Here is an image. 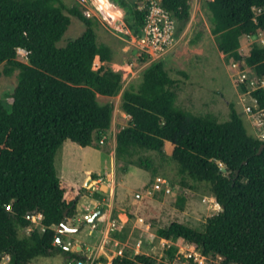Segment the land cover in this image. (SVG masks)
I'll use <instances>...</instances> for the list:
<instances>
[{
  "label": "trees",
  "instance_id": "trees-1",
  "mask_svg": "<svg viewBox=\"0 0 264 264\" xmlns=\"http://www.w3.org/2000/svg\"><path fill=\"white\" fill-rule=\"evenodd\" d=\"M191 1L159 0L177 23L190 19ZM208 6L218 49L228 59L244 61L264 81V47L253 46L247 56L240 52L243 36L264 31V0H210ZM65 8L63 0H0V66L5 65L6 74L19 70L10 109L0 102V261L9 256L10 264H34L37 257L60 253L87 260L55 244L54 226L76 216L79 201L90 195L87 186L98 177L93 174L86 186L74 184L58 175L55 157L67 140L99 148L95 140L111 127L114 109L97 95H117L123 76L104 64L94 68L96 57L111 60V49L98 43L94 20L77 7L70 12L86 28L59 44L71 24ZM148 11L133 12L141 29ZM18 47L28 50V62L17 58ZM177 85L159 60L145 68L138 87L131 84L123 91L122 109L130 124L116 135V157L150 171L149 159L133 158L143 151L165 157L166 142H171L170 157L183 184L185 178L207 183L222 210L203 230L173 221L157 234L184 240L210 264H264V140L248 133L233 103L224 122L213 113L199 115L178 106ZM251 94L264 111V86ZM30 214H42L43 231ZM177 250H167L169 260L177 258ZM156 261L142 253L119 255L112 262Z\"/></svg>",
  "mask_w": 264,
  "mask_h": 264
},
{
  "label": "rangeland",
  "instance_id": "rangeland-1",
  "mask_svg": "<svg viewBox=\"0 0 264 264\" xmlns=\"http://www.w3.org/2000/svg\"><path fill=\"white\" fill-rule=\"evenodd\" d=\"M104 1H109L105 12L102 9ZM209 1H191L190 19L178 22L177 43L161 59L169 74L178 80L177 104L199 115L213 113L224 122L230 118V103H233L241 114L248 133L263 139L264 111L258 108L251 92L264 86V81L260 80L254 68L246 65L244 61L228 59L218 49L211 30L212 14L208 6ZM63 2L66 6L64 12L70 16L71 24L60 45H65L69 40L76 38L86 28L85 23L73 15L70 9L77 7L84 15L88 10L92 12L89 18L95 22L98 43H108L112 48L110 62L103 63L96 57L94 68L98 69L104 64L118 70L129 63L138 70L136 76L128 78L123 83L117 95L111 97L97 95L100 103H110L114 109L111 127L104 133L102 139L95 140L99 148L82 147L67 140L57 151L55 166L60 177L82 186H86L93 174L98 177L87 186L90 195H85L80 200V214L83 218L72 221L70 225L84 227L79 232L64 234L63 241L69 249H73V252H77L76 243L87 244L88 248L83 252L88 253L90 257L84 264H92L100 259L105 260L98 264H113L112 260L118 255L134 257L142 253L152 255L160 264H165L169 262L167 250L171 246L178 248L176 252L178 260L172 261V264L194 262L210 264L201 255L200 250L184 240H167L157 234L159 228L167 227L173 221L203 230L208 219L222 210L209 185L189 178H185L187 185L183 184L184 177L178 172L177 163L170 157L171 149L168 144L172 145L171 143L165 146V157H161L155 151H143L133 158L136 162L140 156L149 159L152 170L156 169L155 174L152 170H145L136 165H132L127 174L131 165L119 160L115 154L116 135L130 124V116L122 109V93L131 84L138 87L143 71L150 64L139 48L138 40L142 35V29L133 14L137 8H147L148 0H63ZM256 11L260 12L259 9ZM112 17L116 18L115 22ZM255 45L264 47V31H259L256 35L243 36L241 54L249 55ZM17 58L28 62L27 58L20 55H17ZM4 68L5 65L2 64L0 102L10 109L13 102L11 95L18 82L19 70L15 69L11 74H6ZM243 86L246 90H243ZM156 176L168 180L171 187L169 192L152 190ZM137 194L140 196H136ZM91 198L96 199L92 204ZM100 207L105 208L104 214L108 213L106 221L99 224L97 221L95 224L88 223L89 211L92 210L94 213ZM32 219L39 229H42L38 215ZM29 230L25 229L24 232L28 233ZM78 261L77 258L60 253L55 256L37 257L34 264H78Z\"/></svg>",
  "mask_w": 264,
  "mask_h": 264
},
{
  "label": "built area",
  "instance_id": "built-area-1",
  "mask_svg": "<svg viewBox=\"0 0 264 264\" xmlns=\"http://www.w3.org/2000/svg\"><path fill=\"white\" fill-rule=\"evenodd\" d=\"M148 10L149 11L146 15L145 25L142 27V35L138 40V45L140 50L146 55L148 62L151 63L153 61L161 60L172 48L175 47L177 43L178 23L173 14L166 10L160 4L159 0H148ZM85 15L91 17L92 12L86 10ZM112 19L114 22L116 21V18L112 17ZM17 53L18 55L28 59L27 49L18 47ZM136 68L137 67L134 68L131 64L127 63L122 67V69L114 70L122 73V81L124 83L128 78H132L138 74V70ZM262 140H264V133ZM152 190L169 192L171 187L166 178L162 176H156L154 183L152 184ZM148 192L150 193L151 191L148 190ZM136 196L139 197L140 194H137ZM7 207L10 209L11 205H8ZM39 215L41 216L42 214ZM177 260V258L175 260H169V262L165 264H172V261ZM84 262L85 261L79 260L78 264H84ZM155 264L160 263L156 261Z\"/></svg>",
  "mask_w": 264,
  "mask_h": 264
},
{
  "label": "crops",
  "instance_id": "crops-1",
  "mask_svg": "<svg viewBox=\"0 0 264 264\" xmlns=\"http://www.w3.org/2000/svg\"><path fill=\"white\" fill-rule=\"evenodd\" d=\"M247 36H249V35H247ZM103 44L109 46L110 49H112L110 44H108V43H103ZM111 56H112V55H111ZM99 58H100V57H99ZM107 62H110V61H107ZM103 63H105V62H103ZM168 143H171V142H166V146H167ZM171 144H172V143H171ZM168 146H170L171 153H172V150H173V148H174V145H173V144H172V145H169V144H168ZM171 153H170V154H171ZM132 167H133L132 165L129 166V169H128L127 174L130 172V168H132ZM127 174H126V175H127ZM93 201H96V199L91 198L90 203L92 204ZM92 214H93V212H92V210H90L89 213L87 214V217L90 216V215H92ZM107 216H108V213L106 212L105 214H103V216L99 217V218L97 219V224L106 221V217H107ZM38 218L40 219V223H41L42 215H41V216L38 215ZM80 218H83V217H82V215L80 214V201H79L78 206H77V214H76L75 218H69V220H68L67 223H68V225L70 226L72 221H74V220H78V219H80ZM78 222L80 223V221H78ZM34 224H35V223H34ZM35 226H38V225L35 224ZM54 227H55L57 230L59 229L58 226H54ZM40 230L43 231V230H44V227L42 226V229H40ZM86 248H88L87 244L76 243V245H75V249H76V251H77V252H81V254L83 253L82 255H84V256H86V257L88 256L87 259H89L90 255H89L88 253H87V254H86V253L84 254V252H83ZM71 251H73V249H71ZM120 254L122 255V251L120 252ZM118 256H119V255H118ZM92 259H93V258H92ZM112 261H113V260H112ZM9 262H10V257H9V256H5V257H3V259L0 261V264H10ZM34 262H35V260H34ZM112 263H113V262H112Z\"/></svg>",
  "mask_w": 264,
  "mask_h": 264
},
{
  "label": "water",
  "instance_id": "water-1",
  "mask_svg": "<svg viewBox=\"0 0 264 264\" xmlns=\"http://www.w3.org/2000/svg\"><path fill=\"white\" fill-rule=\"evenodd\" d=\"M104 212H105L104 207H100L99 209H97L92 215L88 216V223L95 224L98 217L103 215ZM29 218H33V216L30 214ZM68 220L69 218H66V220L61 224V227L57 230V234L55 237V244L59 247L66 248V249H69V247L66 245L65 241L62 240L63 235L79 232L84 227V225H81L78 227H71L67 223Z\"/></svg>",
  "mask_w": 264,
  "mask_h": 264
},
{
  "label": "bare ground",
  "instance_id": "bare-ground-1",
  "mask_svg": "<svg viewBox=\"0 0 264 264\" xmlns=\"http://www.w3.org/2000/svg\"><path fill=\"white\" fill-rule=\"evenodd\" d=\"M109 6V1H104L103 2V12H105V8H107Z\"/></svg>",
  "mask_w": 264,
  "mask_h": 264
}]
</instances>
